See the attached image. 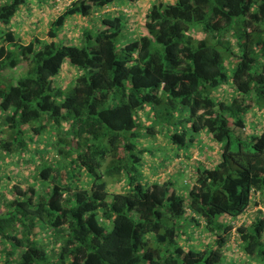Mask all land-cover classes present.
<instances>
[{
    "label": "trees",
    "instance_id": "16d2710c",
    "mask_svg": "<svg viewBox=\"0 0 264 264\" xmlns=\"http://www.w3.org/2000/svg\"><path fill=\"white\" fill-rule=\"evenodd\" d=\"M116 1L69 0L46 36L0 32V71L20 58L26 63L18 77L0 74V240H195L187 225L212 240H264V212L249 211L264 206V129L245 127L250 104L264 106V0H153L141 32L125 40H117L127 21L118 8L101 12L92 30L83 26L78 40L61 28L68 16ZM30 3L0 0V22L30 13ZM55 27L70 42L57 40ZM63 68L74 71L59 80L73 81L68 90L54 82ZM221 83L234 94L214 96ZM155 121L168 145L197 147L207 135L218 156L212 163L192 158L181 181L176 152L158 169L162 176L148 172L146 147L134 141L141 128L157 131ZM47 130L53 142L41 139ZM105 174L118 190L106 189ZM243 213L249 219L234 224ZM194 242L0 241V261L264 264V241H237L241 263L221 251L226 241Z\"/></svg>",
    "mask_w": 264,
    "mask_h": 264
},
{
    "label": "rangeland",
    "instance_id": "374dc122",
    "mask_svg": "<svg viewBox=\"0 0 264 264\" xmlns=\"http://www.w3.org/2000/svg\"><path fill=\"white\" fill-rule=\"evenodd\" d=\"M31 1V7H32V11L30 13H26V10H19L15 13V21L13 25V19L14 16H12L8 22H0V32L3 31L6 27L10 28L13 31H20L21 32H31V33H35L37 36H39V34H42L44 36H46V31L49 25V21L54 19L56 17V15L62 10V8L64 7V5L69 1V0H53V5L48 6V3H46V0H42L43 2H41V4L37 3L36 0H30ZM155 1V0H154ZM48 2V0H47ZM153 0H137L134 3L133 2H128L126 0H119L116 1L115 5L112 6V8H118L117 11L115 12L116 14L123 16V13L126 16V26L125 28L122 27V29L120 30L118 36H117V40H120V38L122 39H128L131 37H136L138 34V32L140 33L141 31V22L143 20V16H142V11L146 8V6H148L150 3H152ZM111 8V9H112ZM100 8H97V10ZM94 8L90 11V13H88L87 15H83V14H77L76 16L73 17H66L63 26H61V28L65 27L68 28V33L72 35V37L76 40L79 39V36H77L78 33L81 32V28L83 26L87 27L88 30H92V27H94L96 24V20H97V16H99L100 13H93ZM109 10V9H108ZM123 13H122V12ZM109 13H114V11H110ZM130 14V15H129ZM56 29V34L57 40H64V42H70V40H65L62 38V34L60 32V27H55ZM134 31V34H131L130 31ZM23 33V34H26ZM41 35V36H42ZM16 37L19 38L20 41H24L23 36H18L16 35ZM56 40V41H57ZM116 40V41H117ZM74 43L79 44V42L77 41H73ZM219 50L222 51L223 55H227V52L223 50L222 46H218ZM68 63V62H67ZM67 63H63V65L67 64ZM233 66V63L228 66L226 65L227 70H230ZM61 67V68H62ZM25 68H26V63L24 61V59L20 58V61L15 65V66H5L1 71L0 74L6 76L7 78H12V77H18L19 75H22L25 73ZM73 69L77 68L72 66ZM228 73V71H227ZM70 74H74V71L72 69L67 70L65 68L61 69V71L59 72V76L58 75H54V82L56 85H62V88L64 90H68L69 87L73 84V81H71L68 85L67 84H61L60 83V78H65L66 77H71L72 75ZM227 82H229V80H227L226 84H228ZM224 83H221V85L217 86L215 89H212L211 92L214 94V96L217 97H223V98H228L230 97L232 94H234L233 92L229 91V88L226 87L225 89H223L222 86H225ZM229 85V84H228ZM233 90V89H232ZM228 93L229 96H228ZM253 99V98H252ZM259 106L264 107L262 104H260V102H258ZM258 106V105H257ZM261 119H263L262 122H258V131L259 132L261 129H264V117L259 118V121H261ZM153 119H151L152 121ZM34 123H36L35 121H33ZM154 127L155 130L161 128V123L155 121L154 122ZM144 128H141L142 133L137 135V138L135 139V143L136 145H142L145 148V150L141 151L140 153H144L143 156L144 158L147 159H151V163L150 165L147 167V171H158L162 169V167L165 168V166H162V163H166V161H170V157H172L174 154V152H176V154L178 153L179 155L183 154L184 151L186 150V148L184 149H178L176 147L170 146L167 144V142L165 141V138L163 137V134L157 130L154 131V133H146V131H143ZM26 131V130H25ZM232 133L234 132V129L232 130ZM27 132H29V130H27ZM254 133V132H253ZM0 134H6L5 131H1ZM45 136V137H44ZM202 142L200 141L197 147H193L192 150V154L191 157L187 156L184 157V155L182 156V162L185 165V171H184V175L179 177V181H181L184 177V179H186V176L188 174L187 172V168L188 165L185 163V161H189L191 158H194L193 155L195 154V156L198 159L203 160L204 162L208 161L209 163H212V161H214V159H216V157L218 156L219 153V148L218 146L215 144V142H213V140L209 137H207V135H202ZM165 137L167 138V136L165 135ZM46 138V140L48 142H53L52 136L50 134V131H45L44 134H42V138ZM56 138V137H55ZM156 138L159 142V147L153 145L154 141ZM157 140L155 142H157ZM168 140V138H167ZM208 147H203L204 144H206ZM141 143V144H140ZM161 144V145H160ZM42 145V143H41ZM47 149L50 151L52 150V146L51 144H47ZM152 146L154 147L152 150L149 149V147ZM181 147H185V146H181ZM197 148V151H194ZM187 154V153H186ZM3 155L0 154V157H2ZM15 162V160H10L9 164H13ZM14 167L20 168L18 164H14ZM31 168H28V172H30ZM139 171V169H138ZM142 175V174H141ZM157 175V174H156ZM159 176V175H158ZM140 177V174H139ZM28 178V177H27ZM113 176L105 174L103 176V180L105 182V186L106 189L108 191H112L114 189L118 190V184H116L113 180ZM142 178V177H141ZM174 181H177V176L174 177ZM114 184V186L112 187L111 184ZM176 186H178V184H176ZM251 214V213H249ZM247 213L241 215L234 224H239V222L243 221H247L249 218H246ZM235 219H233L234 221ZM202 228V225H201ZM185 231L188 232L186 235L187 236H192L191 238L195 239V240H212L213 239V235H210L207 231H199V229L195 228V227H191L190 225H187L184 227ZM196 231H193L195 230ZM179 238L180 239H184L185 237H183V233L181 232V235L179 234ZM236 236V235H235ZM235 236H230L228 238V240H237ZM182 237V238H181ZM181 242V241H180ZM202 241H195L193 244L199 245V243ZM206 242V241H204ZM209 244L212 241H207ZM237 241H227L224 246L221 248V251L225 254V256H227L228 258H230L231 262L234 263H241L238 262V260L241 259V251L239 246L237 245ZM181 244V243H180ZM213 244V243H211ZM215 246V245H214ZM3 252H0V258L3 259ZM249 264H255L253 262V259H249ZM230 263V262H228ZM0 264H3V260L0 261ZM257 264V263H256Z\"/></svg>",
    "mask_w": 264,
    "mask_h": 264
},
{
    "label": "crops",
    "instance_id": "0c3cea01",
    "mask_svg": "<svg viewBox=\"0 0 264 264\" xmlns=\"http://www.w3.org/2000/svg\"><path fill=\"white\" fill-rule=\"evenodd\" d=\"M137 1V0H136ZM134 3V2H133ZM111 7H109V8H103V9H100V11L101 12H103V10H107V9H110ZM93 13H96V11H94ZM13 20H15V16H14V19ZM261 117H264V107H261V106H257L256 104H254V103H251V105L249 106V108L247 109V113H246V125H245V127L246 128H248L250 131H258V129L260 128H257L258 127V122H262L263 121V119H261V121H259V118H261ZM248 130V131H249ZM205 145V147H208V145H207V142H206V144H204ZM193 147H194V145H188V147H186V150L184 151V153H187V155L186 154H181V155H179L178 157L176 156V158L177 159H181V162H182V156L184 155V157H187V156H189V157H191V154H192V150L191 149H193ZM144 153H142V155H143ZM193 157L195 158V159H197V157L195 156V154L193 155ZM143 158H144V156H143ZM192 159V158H191ZM190 159V160H191ZM144 160L145 161H151V159L149 158V159H147L146 160V158H144ZM190 160L189 161H185V163L188 165V168H187V172L189 171V169L192 167V163L190 162ZM182 164H183V170L185 171V165H184V163L182 162ZM155 174H157V175H159V176H162L163 175V172L162 171H157ZM183 175H184V173H183ZM182 175V176H183ZM183 180H184V177H183ZM258 204H261V203H258ZM194 231H196V229L194 230ZM228 240V239H227ZM227 242V241H226Z\"/></svg>",
    "mask_w": 264,
    "mask_h": 264
},
{
    "label": "clouds",
    "instance_id": "9594fccd",
    "mask_svg": "<svg viewBox=\"0 0 264 264\" xmlns=\"http://www.w3.org/2000/svg\"><path fill=\"white\" fill-rule=\"evenodd\" d=\"M115 4H117V3H115ZM115 4H113V5H115ZM113 5H110V6H103V7H101L100 9H103V8H109V7H111L112 8V6ZM111 8L109 9V10H111ZM100 9H98V10H95L96 11V13H101V11H100ZM112 9H114V8H112ZM108 10V9H107ZM107 10H103V12H105V11H107ZM94 12V11H93ZM141 30H142V26H141V28H140ZM140 30V31H141ZM131 32H133V33H135L133 30L131 31ZM139 33V32H138ZM137 33V34H138ZM65 79V78H64ZM223 87V89H225L226 87H228L229 88V86H222ZM230 91V90H229ZM254 103V102H253ZM254 104H256V103H254ZM251 105V104H250ZM249 108V107H248ZM202 137L203 136H201V138H200V140L202 139ZM213 142H215L214 140H213ZM216 144V143H215ZM217 145V144H216ZM218 146V145H217ZM219 148V147H218ZM219 154V153H218ZM256 208H260L263 212H264V206L263 205H260V204H257V205H254L253 207H250V209H249V211H251V210H254V209H256ZM244 214V213H243ZM242 214V215H243ZM238 218H235V220H234V222H236V220H237ZM187 223V222H186ZM191 226V225H190ZM192 227V226H191ZM193 227H195V228H197V229H199V231H201L202 229H200L199 227H197V226H193ZM194 231V230H193ZM209 233V232H208ZM211 235V234H210Z\"/></svg>",
    "mask_w": 264,
    "mask_h": 264
}]
</instances>
